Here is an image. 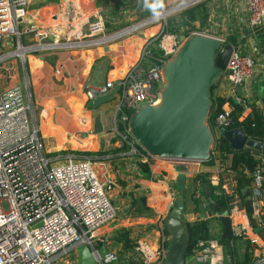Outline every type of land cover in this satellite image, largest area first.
<instances>
[{
	"label": "crops",
	"instance_id": "crops-1",
	"mask_svg": "<svg viewBox=\"0 0 264 264\" xmlns=\"http://www.w3.org/2000/svg\"><path fill=\"white\" fill-rule=\"evenodd\" d=\"M67 1L30 0V23L51 29L53 40L61 39L62 42L66 40L65 35L75 38L77 32H87L88 23L93 19L92 13L96 11L102 14L107 36L132 27L135 30L111 41L91 39L72 46L60 45L30 51L23 61L15 59L6 62V67L18 62L15 67L16 79L4 86L0 78V90L14 85L25 88L26 101L30 106L29 118L39 129L44 154L48 159L64 163L70 158L91 159L96 163L98 177L113 188L112 201L118 208V218L112 227H102L95 241H101L99 248L106 246L107 256L115 258L113 264H129L138 260L135 248L139 242L149 244L154 250H168L171 237L166 221L178 195L184 196V224H195L197 218L192 200L197 191L195 175L200 171L214 174L215 168L203 164L183 166L157 159L146 162L140 155H133L131 147L114 130L115 108L120 93L103 106L102 131L98 133L95 131L93 113L87 107L90 102L87 93L89 89L101 88L108 83L118 84L140 63L147 69L153 61L161 60L164 52L159 47L162 40L158 39L165 28V21L156 19L148 25L146 22L160 15L164 8H181L194 0H74V3L82 2L80 5L84 6L86 14L77 18L75 31L72 32L65 31L69 22ZM195 4L198 6L194 10L196 20L193 22L196 31L201 30L202 33L226 40L234 38L236 43L246 45V54L261 53L264 59V46H259V37L264 36V28L259 31L262 33L260 36L251 33L245 0H200ZM151 11L154 13L149 16ZM171 22L175 23L176 20ZM170 35L172 39L168 45L181 40L183 36L182 33ZM23 44L33 45V37H24ZM144 55L149 57L144 59ZM20 63L22 68L19 67ZM0 76L3 77L2 73ZM217 92L230 97V86L221 82ZM239 92L248 97L250 106H258L259 101L264 99V79L246 83L239 88ZM250 112L251 109L246 114ZM106 152L116 153L104 155ZM64 153L67 154L62 157ZM84 153L94 155L88 157ZM221 178L228 186L225 193L236 199L239 210L246 208L236 197L234 179L228 176ZM139 198L146 199L150 214L135 213L132 206ZM207 207H204V213L211 219L212 209ZM230 211L231 205L228 213ZM211 233L219 241L223 233L221 221L212 220ZM242 244L244 240L238 246ZM226 263H231L230 258ZM186 264H198L196 257H187Z\"/></svg>",
	"mask_w": 264,
	"mask_h": 264
},
{
	"label": "built area",
	"instance_id": "built-area-1",
	"mask_svg": "<svg viewBox=\"0 0 264 264\" xmlns=\"http://www.w3.org/2000/svg\"><path fill=\"white\" fill-rule=\"evenodd\" d=\"M82 3V2H81ZM80 3V4H81ZM248 12V28L256 35L264 28V0H245ZM68 4V5H67ZM68 0L66 3L69 22L65 31H75L77 18L86 14L83 5ZM30 0H0V71L6 62L19 59L33 50L72 46L91 39L102 42L115 40L135 30L134 27L107 36L105 21L99 11L92 13L87 32H77L76 37L66 36V40H53L51 29L38 27L29 20ZM168 12L150 19L165 21ZM166 26V21L165 25ZM163 34V33H162ZM194 35L212 37L202 32ZM32 36L34 44L25 46L23 38ZM222 45L228 42L216 38ZM75 39V40H74ZM170 34H163L159 47L164 52L161 60L153 61L146 69L143 63L134 66L126 77L116 83L88 90V101L107 96L120 89L116 103L114 130L131 147L133 155H140L146 162L149 159L170 161L186 165H202L203 162L188 160L158 159L148 156L138 149L131 135L129 120L133 113L145 105H157L161 98L162 68L183 47L181 40L168 45ZM234 50L222 82L230 86V98L237 105L250 111L248 97L239 88L248 82L264 79V59L261 53L246 54L243 44H232ZM22 51V54L19 52ZM149 55H144V59ZM150 59V58H149ZM234 108L227 104L217 117L218 128L232 125ZM30 106L26 101L25 88L21 85L3 87L0 90V264H55L60 256L75 251L78 245L90 240L93 251L98 253L101 241L96 240L97 232L116 221L118 208L109 196L111 187L98 177L91 159L70 158L63 164H55L44 154L39 129L29 118ZM219 166L209 176L212 186L228 191L222 182ZM254 192L251 197L253 212L246 208L239 210L236 199L232 198L230 213L222 215L232 221L233 237L248 240L254 249V264H264V163L254 172ZM200 198L196 193L193 199ZM195 257L198 264H225L223 246L217 239L200 242ZM168 250H154L149 244L139 242L135 248L138 260L129 264H161ZM115 258L105 257L100 264H113Z\"/></svg>",
	"mask_w": 264,
	"mask_h": 264
},
{
	"label": "water",
	"instance_id": "water-1",
	"mask_svg": "<svg viewBox=\"0 0 264 264\" xmlns=\"http://www.w3.org/2000/svg\"><path fill=\"white\" fill-rule=\"evenodd\" d=\"M194 0L182 8L197 3ZM183 47L162 68L161 98L157 105H145L132 114L129 128L132 137L152 158L208 162L215 144L209 125L213 92L217 90L233 54L232 44L222 45L218 39L194 35L181 37ZM264 55V49L262 50ZM119 88L107 96L92 100L87 107L92 111L95 131H102L103 106L115 99ZM258 106L264 110V99ZM230 147L236 151L253 149L264 157V142L249 139L241 129L224 133ZM211 209V207H207ZM184 196L178 195L169 211L166 228L171 237L167 255L161 264H186L191 248V228L194 223L183 222ZM253 212L251 200L246 204ZM214 215V213H211ZM223 240L233 237L230 217L222 215ZM77 264H100L107 255L106 246L98 253L88 239L75 249Z\"/></svg>",
	"mask_w": 264,
	"mask_h": 264
},
{
	"label": "trees",
	"instance_id": "trees-1",
	"mask_svg": "<svg viewBox=\"0 0 264 264\" xmlns=\"http://www.w3.org/2000/svg\"><path fill=\"white\" fill-rule=\"evenodd\" d=\"M196 20L194 9L186 11V18L181 21L184 25L190 24ZM187 37L189 33H184ZM227 42L236 43L234 38H229ZM259 46H264V36L260 37ZM212 108L209 117V125L214 133L215 144L212 151L211 159L203 163L204 166L211 169L220 167L222 176H228L234 179L236 197L241 201L243 206L246 205L254 192V172L260 170L264 163V157L261 153L253 149L236 151L230 147L229 142L224 137V133L229 130L241 129L244 134L251 140L264 142V110L259 106H250L251 112L246 114V108L237 105L227 95L220 94L217 90L213 92ZM227 104H230L232 111V125L226 128H218L216 125L217 117L224 111ZM138 149L143 152L142 148ZM116 152H106L115 154ZM144 153V152H143ZM94 153H84V156L91 157ZM211 172L200 171L195 175L197 192L201 197L194 199L196 221L191 228V248L188 251V257L195 256L199 250L200 242H208L216 237L211 233L212 220L218 218H208L204 213V207H211L214 214L228 213L232 197L228 196L221 188L211 185L209 176ZM136 214H150L151 210L147 207L146 199L139 198L134 201L132 206ZM242 239L229 238L223 240L219 237V243L223 246L225 256L230 258L231 263L226 264H254V249L248 240L239 245Z\"/></svg>",
	"mask_w": 264,
	"mask_h": 264
},
{
	"label": "rangeland",
	"instance_id": "rangeland-1",
	"mask_svg": "<svg viewBox=\"0 0 264 264\" xmlns=\"http://www.w3.org/2000/svg\"><path fill=\"white\" fill-rule=\"evenodd\" d=\"M159 1H161V0H159ZM188 2H191V0L188 1ZM197 8H198V6L196 4H193V5L189 6L188 8H182V9L180 7L175 8V9L164 8L162 13L163 12H168V16L166 17L167 19L165 21H167V23H166V26H165L164 30L162 31V33L163 34H173V35H179L180 33H182L184 35V33H186V32H188L189 34L192 33V32H196L197 29L195 28V26H193V24H194L193 22L194 21L190 22V24H187V25H184L183 23H181V21L186 18V11L187 10H189V9H194L195 10ZM133 9H134V7H133ZM153 13H154V11H151L149 16H151V14H153ZM147 16H148V14H147ZM174 20H176V22L172 23L171 21H174ZM163 24L165 25L164 22H163ZM198 32H201V30H199ZM163 34H161V36L159 37L158 41L160 39H162ZM256 35L260 36V35H262V33L258 32ZM243 47H244V49H246V45H243ZM14 61H16V60H14ZM16 63H18V62H15V64H14V62L10 63V64H8L7 67L5 65L2 66L3 69L0 71V73H2L3 77L0 76V78L4 82L3 83L4 86L11 84L12 80L16 79L15 78L16 68L15 67L18 66ZM19 67L22 68V64L21 63H20ZM0 86H1V83H0ZM111 129H112V126H110L109 130H111ZM65 154H67V153L62 154L61 156L63 157ZM53 162H55L56 164H63L64 163V161H59V162L58 161H53ZM97 169L98 168H96V170ZM101 181H102V179H101ZM110 187H111V189H113L112 186H110ZM196 193H198V192L196 191L195 194ZM112 195H113V191L110 190L109 196H110L111 199H113ZM198 195H200V194L198 193ZM200 197H201V195H200ZM192 200L194 201L193 197H192ZM114 224H116V221L110 223L109 225L112 227ZM77 254L78 253H77L76 250L75 251L71 250L66 255L60 256L57 259V263H55V264H77V261H78V255Z\"/></svg>",
	"mask_w": 264,
	"mask_h": 264
},
{
	"label": "bare ground",
	"instance_id": "bare-ground-1",
	"mask_svg": "<svg viewBox=\"0 0 264 264\" xmlns=\"http://www.w3.org/2000/svg\"><path fill=\"white\" fill-rule=\"evenodd\" d=\"M22 53H23L22 51L19 52V54H22ZM86 241H87V240H86Z\"/></svg>",
	"mask_w": 264,
	"mask_h": 264
}]
</instances>
